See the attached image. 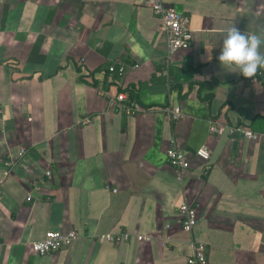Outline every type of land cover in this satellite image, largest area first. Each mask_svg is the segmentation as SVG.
Returning <instances> with one entry per match:
<instances>
[{
    "label": "crops",
    "instance_id": "1",
    "mask_svg": "<svg viewBox=\"0 0 264 264\" xmlns=\"http://www.w3.org/2000/svg\"><path fill=\"white\" fill-rule=\"evenodd\" d=\"M148 1L0 0V264H185L192 240L208 264H264V143L231 135H264V81L217 59L227 28L264 33V0H163L192 29L168 60ZM120 62L124 74L108 70ZM121 91L148 110L110 106ZM166 104L186 116L171 122ZM172 138L190 162L182 178ZM49 229L77 236L35 254Z\"/></svg>",
    "mask_w": 264,
    "mask_h": 264
},
{
    "label": "built area",
    "instance_id": "2",
    "mask_svg": "<svg viewBox=\"0 0 264 264\" xmlns=\"http://www.w3.org/2000/svg\"><path fill=\"white\" fill-rule=\"evenodd\" d=\"M148 5L153 13L159 19V29L165 37V51L166 59L170 55L181 48H187L192 41V29L189 24V17L187 14L179 11L176 7L166 4L163 0H149ZM82 61V60H81ZM129 65L120 62L117 65L111 64L108 66L110 72H115L118 75L124 74ZM133 68H138L139 63L131 65ZM118 105L128 114L144 113L148 108H144L139 102L134 99L129 92L121 91L110 100V106ZM156 110L165 113L171 122H175L186 116L183 110L177 106L166 104L157 107ZM209 130L212 133H218L220 124L214 120L210 123ZM231 135L234 137H245L254 140H260L264 143V135L259 132L251 130L244 125H236L231 130ZM25 149L20 150L23 154ZM196 155L202 159L209 158V151L205 147H199L195 151ZM166 160L169 165L177 169L179 178H182L190 167V162L183 149L176 143L175 139H170V145L165 151ZM47 176L51 175L50 169L45 171ZM32 195L28 194L26 200H31ZM179 214L181 217V227L183 230L191 232L197 220L196 208L183 200L179 205ZM77 232L75 230L61 231L57 229H49L46 231L43 238L32 241L30 246L32 251L37 255L48 254L70 245L72 240L76 238ZM126 240L128 239L127 233L113 235H102L99 240ZM185 264H208L207 247L204 243L192 240V252L187 258Z\"/></svg>",
    "mask_w": 264,
    "mask_h": 264
},
{
    "label": "clouds",
    "instance_id": "3",
    "mask_svg": "<svg viewBox=\"0 0 264 264\" xmlns=\"http://www.w3.org/2000/svg\"><path fill=\"white\" fill-rule=\"evenodd\" d=\"M264 33L241 32L237 27L226 29L222 48L217 56L222 66L235 65L239 73L252 78L258 70L264 69Z\"/></svg>",
    "mask_w": 264,
    "mask_h": 264
},
{
    "label": "trees",
    "instance_id": "4",
    "mask_svg": "<svg viewBox=\"0 0 264 264\" xmlns=\"http://www.w3.org/2000/svg\"><path fill=\"white\" fill-rule=\"evenodd\" d=\"M255 76L260 80L264 81V71L258 70Z\"/></svg>",
    "mask_w": 264,
    "mask_h": 264
}]
</instances>
